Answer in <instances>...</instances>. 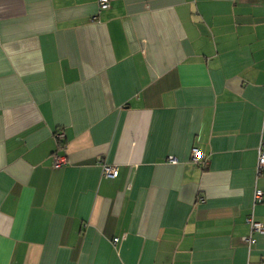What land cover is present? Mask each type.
Listing matches in <instances>:
<instances>
[{"label": "crops", "instance_id": "crops-1", "mask_svg": "<svg viewBox=\"0 0 264 264\" xmlns=\"http://www.w3.org/2000/svg\"><path fill=\"white\" fill-rule=\"evenodd\" d=\"M262 141L264 0H0V264H264Z\"/></svg>", "mask_w": 264, "mask_h": 264}, {"label": "built area", "instance_id": "built-area-1", "mask_svg": "<svg viewBox=\"0 0 264 264\" xmlns=\"http://www.w3.org/2000/svg\"><path fill=\"white\" fill-rule=\"evenodd\" d=\"M97 5H98L99 10L108 9L111 5V0H97ZM55 135L59 140L63 139V136H64V134L62 132H56ZM263 146H264V141H262V143H261V147L259 148L258 156H257L256 168H257L258 172L264 168V147ZM202 159H203L202 152L198 148L193 147L191 149V153H190V160L193 163L199 164V163L203 162ZM169 161L173 162V163L176 162L175 158H173V157H170ZM63 164H65V159L60 155H55L53 166L54 167H60ZM102 173L107 178H114L118 174V169L115 165L104 164L102 166ZM254 196H255L256 200L260 201V200H262L263 193L261 190H256ZM246 220L250 225L251 233H261L263 231V225L261 222L253 221L251 217H248ZM117 240H118V238L113 239V241H115V242ZM244 241L248 245H251L255 242V238L252 236V234H250V235L244 237Z\"/></svg>", "mask_w": 264, "mask_h": 264}]
</instances>
